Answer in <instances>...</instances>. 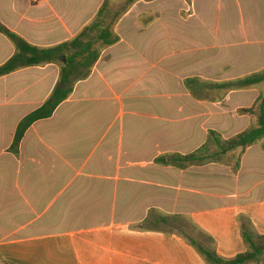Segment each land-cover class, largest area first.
<instances>
[{
    "label": "crops",
    "instance_id": "obj_1",
    "mask_svg": "<svg viewBox=\"0 0 264 264\" xmlns=\"http://www.w3.org/2000/svg\"><path fill=\"white\" fill-rule=\"evenodd\" d=\"M105 3L122 0H0V23L50 48L76 38ZM114 33L118 42L91 74L28 128L18 155L10 150L17 126L48 99L60 66L0 75V264H207L181 234L186 227L210 236L224 258L247 249L239 215L264 233V138L239 171L156 163L196 151L209 130L238 133L226 121L238 118L239 94L249 107L264 82L228 92L214 85L264 71V0H137ZM16 52L0 32V67ZM189 78L206 81L213 96L194 97ZM240 116L249 119L244 130L251 119Z\"/></svg>",
    "mask_w": 264,
    "mask_h": 264
},
{
    "label": "trees",
    "instance_id": "obj_2",
    "mask_svg": "<svg viewBox=\"0 0 264 264\" xmlns=\"http://www.w3.org/2000/svg\"><path fill=\"white\" fill-rule=\"evenodd\" d=\"M137 0H128L125 6L111 14L108 4L100 9L94 21L86 26L76 38L70 42L50 48H39L28 44L24 39L10 31L0 23V32L14 42L16 54L2 67L0 75L10 73L23 66L56 62L60 66V77L57 85L45 103L26 115L18 124L10 150L18 155L20 143L30 126L38 120L50 118L56 108L73 92L76 82L87 78L99 59L102 50L118 42L119 37L114 33L117 18L126 8ZM190 1V0H188ZM63 58L66 61L63 62ZM264 82V71L236 78L226 82L215 83L214 90L228 92L256 86ZM186 86L190 93L198 99H209L211 86L199 78H189ZM239 115L250 117V124L242 131L224 137L216 130H209L207 141L199 149L188 154L172 153L160 156L158 163L187 168L192 165H204L210 162L231 164L234 171H239L244 153L248 147L259 143L264 138V90L251 106L240 107ZM235 162L230 159L233 157ZM228 161V162H226ZM241 234L246 244V251L232 258L221 257L213 239L199 231L196 227L188 226L181 234L195 246L204 257L207 264H248L251 261L264 259V233H259L245 214L238 217Z\"/></svg>",
    "mask_w": 264,
    "mask_h": 264
},
{
    "label": "rangeland",
    "instance_id": "obj_3",
    "mask_svg": "<svg viewBox=\"0 0 264 264\" xmlns=\"http://www.w3.org/2000/svg\"><path fill=\"white\" fill-rule=\"evenodd\" d=\"M126 3H127V0L126 1L122 0V3L118 4L117 6H115V5L112 6V4L109 3L110 6L108 8V11H109V13L111 12V14H110V16L108 18V22L111 21V19L113 18V13H115L117 10L121 9L122 6H125ZM209 94H210V97L213 96V93L211 91H209ZM247 97H248V95L239 94L238 101L236 103V107H238V108L242 107V106L247 107L248 106V101H246V100L243 101V98L245 99ZM214 120L216 121L217 118L215 117ZM248 123H249L248 117H241L240 115H238L237 120H236V118H234V119H230V120L226 121V124L233 125V129L232 130H236V131L238 130V132L241 131L244 128V126H246V124H248ZM166 155H168V154H166ZM162 156H164V155H162ZM158 157H160V156H157V158ZM234 157L235 156H233L230 159L233 163L235 162ZM226 162H228V161H226ZM156 163H158V161H156Z\"/></svg>",
    "mask_w": 264,
    "mask_h": 264
}]
</instances>
